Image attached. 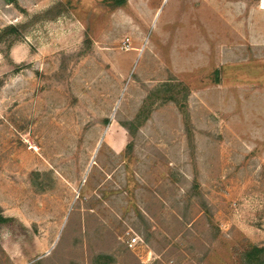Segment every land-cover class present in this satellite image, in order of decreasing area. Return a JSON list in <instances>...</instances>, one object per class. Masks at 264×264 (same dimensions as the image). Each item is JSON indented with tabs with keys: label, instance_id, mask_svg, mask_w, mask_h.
<instances>
[{
	"label": "rangeland",
	"instance_id": "374dc122",
	"mask_svg": "<svg viewBox=\"0 0 264 264\" xmlns=\"http://www.w3.org/2000/svg\"><path fill=\"white\" fill-rule=\"evenodd\" d=\"M262 1L0 0V264L264 248Z\"/></svg>",
	"mask_w": 264,
	"mask_h": 264
},
{
	"label": "trees",
	"instance_id": "16d2710c",
	"mask_svg": "<svg viewBox=\"0 0 264 264\" xmlns=\"http://www.w3.org/2000/svg\"><path fill=\"white\" fill-rule=\"evenodd\" d=\"M7 222L9 221L0 216V223L5 224ZM244 259L247 264H264V248L253 247L244 254Z\"/></svg>",
	"mask_w": 264,
	"mask_h": 264
},
{
	"label": "built area",
	"instance_id": "2783aa9c",
	"mask_svg": "<svg viewBox=\"0 0 264 264\" xmlns=\"http://www.w3.org/2000/svg\"><path fill=\"white\" fill-rule=\"evenodd\" d=\"M140 243H142V241L138 236L130 237L127 241L128 247L132 250L139 246Z\"/></svg>",
	"mask_w": 264,
	"mask_h": 264
},
{
	"label": "bare ground",
	"instance_id": "6f19581e",
	"mask_svg": "<svg viewBox=\"0 0 264 264\" xmlns=\"http://www.w3.org/2000/svg\"><path fill=\"white\" fill-rule=\"evenodd\" d=\"M261 8L264 9V0L262 1V7Z\"/></svg>",
	"mask_w": 264,
	"mask_h": 264
}]
</instances>
